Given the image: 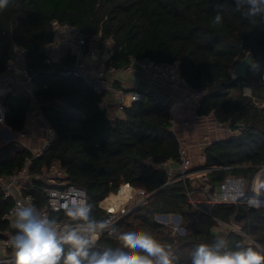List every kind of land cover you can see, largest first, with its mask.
<instances>
[{"label": "trees", "instance_id": "trees-1", "mask_svg": "<svg viewBox=\"0 0 264 264\" xmlns=\"http://www.w3.org/2000/svg\"><path fill=\"white\" fill-rule=\"evenodd\" d=\"M227 3L234 4V0H14L0 12V73L14 57L15 46L28 49L26 66L34 76L35 98L56 133L50 149L33 159L31 174H43L59 164L65 181L85 188L97 219L106 214L100 203L120 185L129 183L144 190L148 202L114 225L121 232L149 231L170 244L177 257L174 264H191L195 246L213 241L219 222L236 218L251 241L231 231L225 237L229 246L264 250V208L213 203L204 195L197 196L195 208L182 181L168 183L165 164L179 166L181 162L168 108L148 95L115 117L99 105L104 95L84 79L64 76L63 66L74 64V56L67 54L59 64L47 65L45 51L55 39L53 22L57 21L77 27L86 36L101 34L102 40H111L114 55L108 65L117 69L125 68L131 58L162 64L181 61L183 85L201 94L198 114L212 116L236 131L205 149L202 168L209 170V183L219 186L229 176L252 182L264 165V113L250 98L231 93L247 86L264 99V17L252 23ZM217 11L223 24L214 27ZM248 51L259 62V70L249 68L245 80L233 78V70ZM0 102L8 111L6 125L18 134L24 128L29 98L10 93L0 97ZM239 123L243 128H237ZM29 159L28 150L18 151L0 164V178L21 170ZM36 184L27 193L43 207V184ZM12 205L0 193L1 236L13 233L11 224L3 220ZM160 215L180 216L184 235L157 222ZM57 219L67 218L59 215ZM117 246L118 241L107 232L96 243L98 250Z\"/></svg>", "mask_w": 264, "mask_h": 264}, {"label": "built area", "instance_id": "built-area-1", "mask_svg": "<svg viewBox=\"0 0 264 264\" xmlns=\"http://www.w3.org/2000/svg\"><path fill=\"white\" fill-rule=\"evenodd\" d=\"M53 30L55 39L45 51V63L47 65L59 64L61 62L59 57L61 52L65 51V55L74 56V64L63 66L64 76L84 79L97 94L105 96L110 92L116 94L118 96L116 108L120 113L124 112L125 109L131 108L135 103L143 101L148 95L153 96L157 102L168 108L170 127L179 143L181 161L177 173L169 167L170 162L165 164L169 176L168 183L176 180L182 181L186 196L195 208H198L199 201L197 196L199 195L206 196L213 203L246 204L251 208H264V203L260 207L250 205V201L258 200L264 202V198L260 197L256 191L258 181L264 175V165L259 168L252 182H249L244 177L229 176L219 186H212L209 183L207 176L209 170L203 169V166L193 169L188 153L189 142L179 138L178 125L180 124L178 117L171 106L160 99L157 90L163 87L170 89L171 92L181 89V85L184 83L181 74V61H176L173 64H162L150 59L138 61L131 58L125 68L117 69L108 65L114 55L111 40H102L101 34L86 36L77 27L61 24L57 21L53 22ZM63 46L66 47L64 51ZM14 52V57L9 61L5 70L0 73V97H5L10 93L16 95L17 90L22 89L24 91L23 94L29 98L30 105L26 114L24 128L18 134H15L6 125L8 111L3 102H0V155L7 147L17 145L22 150H28L32 154V159L27 160L21 170L15 171L6 178H0V193L3 194L5 199L11 200L13 204L3 218L4 221L11 224L13 233L8 235L1 233L4 236L0 235V264H11L14 256V251L10 247L9 241L16 232L13 227V220L18 201L32 204L42 213L56 218L59 215H64L62 209H57L58 205L65 203L67 200L79 198L83 194L88 202V194L85 188L65 181V174L59 164H56L50 171H44L43 174H31L33 159L42 157L50 149L56 140V133L48 123L35 98L32 86L34 76L26 66L28 49L15 46ZM122 75L127 77L137 75L136 85L127 89L117 88L115 81ZM233 78H235V74ZM142 81L147 84L146 90L139 88ZM261 84L264 86V76ZM240 95L250 98L255 107L264 113V99L257 97L251 87L241 86ZM200 102L201 94L191 90L176 98V104L182 111L187 109L189 103L193 104V123L186 121L183 123L185 127L196 126L204 118L197 112ZM99 105L104 107L106 102L103 101ZM37 123L42 125L44 135L40 147L33 149L26 144V140L29 137L28 128L34 127ZM212 125L220 130H231L230 126L222 125L216 119L212 121ZM203 160H205V156ZM36 183L43 184V186H40L46 199V205L43 207H38V199L34 195L27 193V191L35 188ZM123 186L130 188V195L125 203L108 207L101 206L104 200L100 203V207L106 212L103 219L109 220L113 225L130 214L139 205L147 203L149 199L144 190L136 189L129 183L120 185L114 194L119 195ZM165 216H168V219ZM156 220L161 224L171 225L174 233L180 235L185 233L184 229L181 228L182 219L181 217L179 219L178 215H160L156 217ZM58 221L62 224L66 220ZM223 226H227L230 232L241 234L251 241V238L243 232L235 219H232L230 223L219 222L218 228Z\"/></svg>", "mask_w": 264, "mask_h": 264}, {"label": "clouds", "instance_id": "clouds-1", "mask_svg": "<svg viewBox=\"0 0 264 264\" xmlns=\"http://www.w3.org/2000/svg\"><path fill=\"white\" fill-rule=\"evenodd\" d=\"M13 4L14 0H0V12ZM228 6L252 23L256 17H264V0H234ZM212 23L214 27L223 24L220 11ZM249 66L252 70L260 67L256 61H249ZM259 188H264V184ZM262 203L250 201L253 207ZM59 209L67 218L62 224L32 204L17 202L13 220L16 232L9 241L14 251L11 264H174L177 259L172 246L162 243L151 232H121L109 220L97 219L83 194L58 205ZM105 232L118 241V246L98 250L96 243ZM191 264H264V250L243 244L230 247L224 236H217L195 246Z\"/></svg>", "mask_w": 264, "mask_h": 264}, {"label": "crops", "instance_id": "crops-1", "mask_svg": "<svg viewBox=\"0 0 264 264\" xmlns=\"http://www.w3.org/2000/svg\"><path fill=\"white\" fill-rule=\"evenodd\" d=\"M63 48H64L63 49L64 51L66 47L63 46ZM65 56L66 55L64 51V52H61V55L59 57L60 59H62ZM137 80H138L137 75H132L129 77L122 75L119 77V79L115 81V85L117 88L127 89L129 87L135 86ZM181 86H182L181 89L175 92H171L170 89L166 87L159 88L157 90H158L160 99L166 101L171 106L174 113L177 115L178 122L180 124L178 125L179 138L181 140H186L189 142L188 153L191 158L193 169H197L200 166L204 165V160H203L204 151L209 145L217 141L226 140L230 138L231 136L236 134V131H234L233 129L231 130L217 129L216 127L212 125V121L215 120L214 117L212 116L204 117L200 122H198L196 126L185 127L183 124L184 122L188 121V122L193 123L192 122L193 104L189 103L187 105V109L183 111L177 106L176 98L181 97L182 95L190 91L184 85H181ZM139 88L142 90H146L147 89L146 82L142 81L139 85ZM238 91H239L238 88L234 89L231 93L232 96L237 97L235 96V94L240 96V92ZM23 93L24 91L22 89H18L16 95H21ZM103 101L106 102L105 107H107L110 110L113 116L116 117L117 115H120V112H118L116 108V102L118 101V96L116 94L112 92L107 93L106 96L104 95ZM28 134H29V137L26 140V144L32 147L33 149H37L38 147H40V145L42 144V139L44 135L43 130H42V125L40 123H37L34 127L28 128ZM20 150L22 149L19 148L17 145H11L7 147L5 151L0 155V164H1L2 159L6 161L11 160L15 156V154ZM9 156H11V158H9ZM169 167L175 173L178 172L179 166L174 165L173 163H169ZM261 181H263L264 183V176H262L259 179L257 188H259ZM258 193L260 197L264 198L263 188H259ZM108 200L109 199L105 200V202H102L101 206L107 207V205H109ZM215 232L218 236L226 237L228 233L230 232V229L227 226H223L219 228L217 227L215 229Z\"/></svg>", "mask_w": 264, "mask_h": 264}, {"label": "water", "instance_id": "water-1", "mask_svg": "<svg viewBox=\"0 0 264 264\" xmlns=\"http://www.w3.org/2000/svg\"><path fill=\"white\" fill-rule=\"evenodd\" d=\"M249 61H256L255 57L253 56V53L251 51H248L243 59L240 60V62L236 65L235 67V78H240V79H247V71L250 68L249 66ZM237 128L241 129L243 128V124L239 123L237 125ZM11 158V156H9ZM4 159L1 160V163H3ZM168 219V216H165ZM180 219V217L178 216ZM236 221L239 222L240 218H236Z\"/></svg>", "mask_w": 264, "mask_h": 264}, {"label": "rangeland", "instance_id": "rangeland-1", "mask_svg": "<svg viewBox=\"0 0 264 264\" xmlns=\"http://www.w3.org/2000/svg\"><path fill=\"white\" fill-rule=\"evenodd\" d=\"M234 72H235V69H234L233 72H232V75H233V76H234ZM240 88H241V87L238 88V90H239L238 92H240ZM235 96H238V95L235 94ZM261 184H264L263 181L260 182V185H261ZM107 199H109V200H108V204H109V205H107V207L110 206V205H112V204L115 205V204H122V203H125V202H123V198H122V197H118V196H116L115 194L110 195ZM107 199H105V200H107ZM105 200H104L103 202H105ZM172 225L175 227L174 224H172ZM181 233H182V232H181Z\"/></svg>", "mask_w": 264, "mask_h": 264}, {"label": "bare ground", "instance_id": "bare-ground-1", "mask_svg": "<svg viewBox=\"0 0 264 264\" xmlns=\"http://www.w3.org/2000/svg\"><path fill=\"white\" fill-rule=\"evenodd\" d=\"M115 195L118 196V197H122L123 198V202H125L128 199L129 195H130V188L127 187V186H123L121 191H120V194L119 195L115 194Z\"/></svg>", "mask_w": 264, "mask_h": 264}]
</instances>
